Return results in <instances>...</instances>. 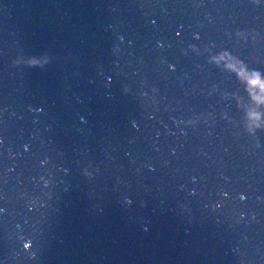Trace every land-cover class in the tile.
Listing matches in <instances>:
<instances>
[{"label":"water","instance_id":"95a60500","mask_svg":"<svg viewBox=\"0 0 264 264\" xmlns=\"http://www.w3.org/2000/svg\"><path fill=\"white\" fill-rule=\"evenodd\" d=\"M0 264H264V0H0Z\"/></svg>","mask_w":264,"mask_h":264},{"label":"clouds","instance_id":"9594fccd","mask_svg":"<svg viewBox=\"0 0 264 264\" xmlns=\"http://www.w3.org/2000/svg\"><path fill=\"white\" fill-rule=\"evenodd\" d=\"M258 82H259L258 77H257V78H254V79H252V80L250 81V83H251L252 85H257Z\"/></svg>","mask_w":264,"mask_h":264}]
</instances>
